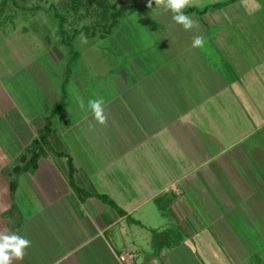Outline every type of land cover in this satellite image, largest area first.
Wrapping results in <instances>:
<instances>
[{"label":"crops","instance_id":"1","mask_svg":"<svg viewBox=\"0 0 264 264\" xmlns=\"http://www.w3.org/2000/svg\"><path fill=\"white\" fill-rule=\"evenodd\" d=\"M188 15L130 52L0 29V230L31 241L13 264H264L262 234L237 233L264 230V0ZM97 97L107 126L79 107ZM49 118L63 156L15 172Z\"/></svg>","mask_w":264,"mask_h":264},{"label":"rangeland","instance_id":"2","mask_svg":"<svg viewBox=\"0 0 264 264\" xmlns=\"http://www.w3.org/2000/svg\"><path fill=\"white\" fill-rule=\"evenodd\" d=\"M201 1L203 4L192 0V4L197 3L195 5L202 7L215 2L223 3L221 0ZM147 3V0H0V29H5V26L17 28L21 24L28 23L34 27V30L41 31L42 35H40L44 38L45 43L50 40L59 42V45L66 47L69 54L79 47L81 49L84 46H95L93 44H97V46L110 45L111 49L120 44L123 48L122 52H130L134 48L140 49L139 31L152 30L155 21L162 28L166 27L168 30L183 28L179 24L172 23L171 11L164 12L157 7L150 9L145 7ZM119 13L121 15L118 24L122 25L123 31L118 25L114 28L112 26L113 16ZM10 15L11 17H9ZM111 29L118 31L109 37L108 42H99L101 38L109 34V31H112ZM131 29H135L134 33L127 34ZM81 33L87 37V44H81L77 39ZM115 51L111 52L110 58L114 57ZM91 53V61L92 59L95 61L94 58H99L96 48ZM137 55H140V52ZM118 59L121 60L119 57ZM146 59L148 60L149 57ZM140 60L142 62L143 57H140ZM64 63L66 62L62 63L63 66ZM81 64H84V61ZM241 215L239 214V216ZM257 219L259 227V218ZM237 226L239 227V225ZM248 227L246 225L245 230L240 229L237 233H240V236H244L246 233L245 237L247 238L251 235L252 240L259 238L258 234H262L261 237H264L263 229L253 230L254 228L251 227L250 230ZM174 232L176 233V230ZM245 247L255 251L258 244H247ZM193 261L197 264L196 259Z\"/></svg>","mask_w":264,"mask_h":264},{"label":"clouds","instance_id":"3","mask_svg":"<svg viewBox=\"0 0 264 264\" xmlns=\"http://www.w3.org/2000/svg\"><path fill=\"white\" fill-rule=\"evenodd\" d=\"M155 6L164 12L171 11L172 19L175 23L181 25L185 31H192L199 28L197 20L185 14V9L192 5V0H154ZM147 7L153 8V0H148ZM81 44H87V37L81 33L77 37ZM205 41L201 35H195L192 38V48H200ZM105 100L103 97L89 99L87 105L83 100L79 101L81 109L90 110L96 123L101 126H107L108 116L105 112ZM31 246V241L17 233L7 230H0V264H13V261H22L26 255V249Z\"/></svg>","mask_w":264,"mask_h":264},{"label":"trees","instance_id":"4","mask_svg":"<svg viewBox=\"0 0 264 264\" xmlns=\"http://www.w3.org/2000/svg\"><path fill=\"white\" fill-rule=\"evenodd\" d=\"M237 1L238 0H228V1L223 2V3H218V4H215V5H212L209 8H206L204 10H200V9H198L196 7H189V8L185 9V14H187V15L188 14L204 15L210 9H220V8H223V7L227 6V5L235 3ZM147 4H146L145 7H147ZM154 6H155V3L153 1V7ZM120 15H121V13L115 14L113 16V25H112L113 28L118 25V20L120 18L119 17ZM51 127H52L51 119L49 118L47 120V124L45 125V127L43 128V130L40 133V137L33 141V143L27 148V150L25 152V155H23V157H22V163H23L22 167L16 168L14 170L15 172L34 171L37 168L38 160L42 156L46 155L48 152L54 153L55 155H58V156H63V154L56 153L52 149V146L50 144V137H51V131H52ZM74 175H75V169H74V166H73L71 160H69V178H70V182L73 185V187L76 188V186L74 184ZM101 198L106 200V201H110L105 196H101Z\"/></svg>","mask_w":264,"mask_h":264},{"label":"built area","instance_id":"5","mask_svg":"<svg viewBox=\"0 0 264 264\" xmlns=\"http://www.w3.org/2000/svg\"><path fill=\"white\" fill-rule=\"evenodd\" d=\"M121 260H122V261H125V258H124V257H121Z\"/></svg>","mask_w":264,"mask_h":264}]
</instances>
